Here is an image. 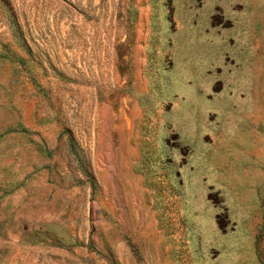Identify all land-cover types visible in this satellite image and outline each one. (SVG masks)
<instances>
[{"label":"rangeland","instance_id":"obj_1","mask_svg":"<svg viewBox=\"0 0 264 264\" xmlns=\"http://www.w3.org/2000/svg\"><path fill=\"white\" fill-rule=\"evenodd\" d=\"M0 264H264V0H0Z\"/></svg>","mask_w":264,"mask_h":264}]
</instances>
